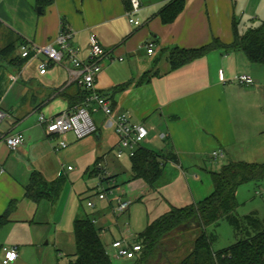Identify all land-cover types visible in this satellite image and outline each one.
<instances>
[{"label": "crops", "instance_id": "crops-1", "mask_svg": "<svg viewBox=\"0 0 264 264\" xmlns=\"http://www.w3.org/2000/svg\"><path fill=\"white\" fill-rule=\"evenodd\" d=\"M140 1L133 15L139 25H134L127 15L128 0H54L40 11L36 0H0V22L30 48L56 46L62 24L71 30L70 44L85 61L90 35H96L106 55L94 88L107 95L115 113L126 112L133 123L147 127L140 147L158 154L163 168L153 187L131 179L130 158L116 157L117 137L100 111L92 113L96 132L82 139L71 132L45 131L40 115L50 119L85 97L73 80L69 59L49 64L44 74L39 73L41 54L26 58L19 68L9 64L10 57L0 61V111L6 113L0 120V215L13 203L0 226V247L15 245L18 251L9 264H67L76 251L73 221L78 214L94 220L105 248L122 236L135 242L149 222L172 207L209 195L211 172L228 162H264V64L250 62L241 50L222 49L176 69L168 61L171 48H194L212 38L230 43L233 22L242 35L241 22L264 19V0H183L169 22L159 11L171 0ZM150 42L151 55L146 52ZM17 55L19 47L11 56ZM239 74L250 75L254 84H240ZM14 133L24 140L10 150L4 137ZM60 140L67 146L55 150ZM217 149L224 150L223 158L212 157ZM170 153L176 161L167 157ZM35 171L47 182L60 180L50 198L37 202L25 196ZM99 191H106L107 198L97 200ZM115 194L132 200L118 216L110 204ZM82 196L95 199L88 212L80 208ZM110 258L112 263L143 264L140 257Z\"/></svg>", "mask_w": 264, "mask_h": 264}, {"label": "trees", "instance_id": "trees-1", "mask_svg": "<svg viewBox=\"0 0 264 264\" xmlns=\"http://www.w3.org/2000/svg\"><path fill=\"white\" fill-rule=\"evenodd\" d=\"M54 0H36V5L44 10ZM183 0H171L159 11L163 22L171 21L182 9ZM0 26L5 27L1 22ZM12 35L0 48V57L8 59L9 64L19 68L26 58L11 56L17 47L25 44L13 31L5 27ZM233 39L224 43L218 38L194 48H171L168 61L171 69H176L209 51L241 50L252 63L264 64V19L258 25L248 28L244 34L232 24ZM176 161L174 154H168ZM131 179H143L153 187L162 177V163L158 154L138 147L130 157ZM213 189L202 200L184 207H172L151 222L140 232L135 242L142 246L140 262L143 264H264V217L252 211L245 215L236 213V191L239 185L264 180V162L247 161L228 162L217 172L210 173ZM60 187V180L47 182L40 173L32 172L25 186V196L37 202L41 198H50ZM13 208L11 202L0 215V226L8 219ZM225 219L232 227L235 242L230 246L213 250L215 233L207 232V227L216 225ZM194 237L189 238V232ZM73 233L76 251L67 264H113L106 253L99 231L88 214H78L73 221ZM188 233V234H187ZM191 242L186 249L187 243ZM161 254V255H160ZM158 255L160 256L158 259Z\"/></svg>", "mask_w": 264, "mask_h": 264}, {"label": "built area", "instance_id": "built-area-1", "mask_svg": "<svg viewBox=\"0 0 264 264\" xmlns=\"http://www.w3.org/2000/svg\"><path fill=\"white\" fill-rule=\"evenodd\" d=\"M129 22L134 25H139V21L133 15L140 10V0H128ZM72 32L70 29L61 24L59 31L54 39V43H49L42 47L30 48L27 44L19 47L20 56L22 58H31L37 54L44 56L43 60L39 61V73L44 74L47 66L51 63L60 64L64 58L69 59L72 66L75 68L73 80L81 86L86 94L83 101L69 110L62 112L50 119H46L43 115L39 116V123L45 126V131L49 135L71 132L76 139H82L96 132L97 126L92 117L93 112L100 111L105 116L106 123L112 128L117 137L116 157L120 158L124 155L132 157L142 141L148 135V129L143 123H133L130 116L126 112L115 113V108L111 104L107 95L99 93L94 88V81L101 71V60L106 55V50L102 47L95 34L90 35L89 50L87 59L83 61L78 57V50L70 44ZM154 51V44L148 43L146 52L151 55ZM122 58H118L121 60ZM236 80L243 85H253L254 80L248 74H239ZM6 113L0 111V120L5 117ZM23 135L21 133L9 134L4 137V142L10 150H15L23 143ZM66 141L60 140L55 150L65 148ZM214 159L223 158L225 152L223 149H217L211 152ZM71 169V167H68ZM2 172V169H0ZM255 195L264 196V187H259L254 191ZM97 200L107 198L106 191H99L94 196ZM112 213L115 216L125 213L132 204L131 199H125L120 194H115L110 198ZM86 206L88 208L95 207V199H87ZM94 222V220H93ZM128 222L124 224V229L129 230ZM1 262L9 264L14 262L18 257L17 246L2 245ZM142 251V246L137 242H129L127 236H122L119 239L113 240L109 247L106 248V253L110 257L117 259H135L139 258Z\"/></svg>", "mask_w": 264, "mask_h": 264}, {"label": "rangeland", "instance_id": "rangeland-1", "mask_svg": "<svg viewBox=\"0 0 264 264\" xmlns=\"http://www.w3.org/2000/svg\"><path fill=\"white\" fill-rule=\"evenodd\" d=\"M258 18L262 17L257 16L255 19H252L250 23L248 22V20H245L241 22L240 27L245 28L246 31L248 28L258 25L260 20ZM12 38L13 37L11 33L5 27L0 26V48H2L5 43ZM2 60L4 59L0 57V61ZM259 187H264V180L258 183L249 181L238 186L236 191V213L238 215L242 216L252 211H255L260 217H264V196L255 195L254 193L255 189ZM84 197L85 196H82L80 208L82 212L84 210L88 212V208L86 206V199ZM133 205L134 208L137 207L136 203H134ZM207 232H213L216 235L215 240L211 244L212 249L215 251L230 246L236 240L232 227L228 224L225 219H220L216 225L208 226ZM193 233L194 231L189 232V238H191V235ZM190 245L191 242L189 240L185 250H187ZM159 257L160 256L158 255L157 259ZM113 263L118 264V262L116 263L114 261Z\"/></svg>", "mask_w": 264, "mask_h": 264}, {"label": "water", "instance_id": "water-1", "mask_svg": "<svg viewBox=\"0 0 264 264\" xmlns=\"http://www.w3.org/2000/svg\"><path fill=\"white\" fill-rule=\"evenodd\" d=\"M38 11H40V8L38 7Z\"/></svg>", "mask_w": 264, "mask_h": 264}]
</instances>
